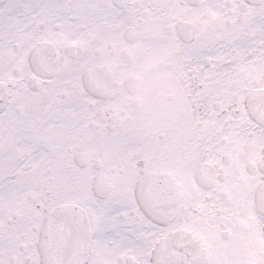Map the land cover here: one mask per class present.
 <instances>
[{
    "label": "snow or ice",
    "instance_id": "obj_1",
    "mask_svg": "<svg viewBox=\"0 0 264 264\" xmlns=\"http://www.w3.org/2000/svg\"><path fill=\"white\" fill-rule=\"evenodd\" d=\"M133 8L191 69L155 132L88 83ZM0 264H264V0H0Z\"/></svg>",
    "mask_w": 264,
    "mask_h": 264
},
{
    "label": "flooded vegetation",
    "instance_id": "obj_2",
    "mask_svg": "<svg viewBox=\"0 0 264 264\" xmlns=\"http://www.w3.org/2000/svg\"><path fill=\"white\" fill-rule=\"evenodd\" d=\"M131 15L100 34L90 50L88 83L101 104L97 124L155 132L182 109L191 69L147 12L133 8Z\"/></svg>",
    "mask_w": 264,
    "mask_h": 264
}]
</instances>
